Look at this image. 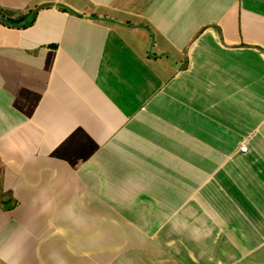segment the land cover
I'll use <instances>...</instances> for the list:
<instances>
[{
    "label": "crops",
    "instance_id": "obj_1",
    "mask_svg": "<svg viewBox=\"0 0 264 264\" xmlns=\"http://www.w3.org/2000/svg\"><path fill=\"white\" fill-rule=\"evenodd\" d=\"M0 264H264V0H0Z\"/></svg>",
    "mask_w": 264,
    "mask_h": 264
},
{
    "label": "built area",
    "instance_id": "obj_2",
    "mask_svg": "<svg viewBox=\"0 0 264 264\" xmlns=\"http://www.w3.org/2000/svg\"><path fill=\"white\" fill-rule=\"evenodd\" d=\"M239 149H240L241 152L248 151V144H247L246 140L241 142Z\"/></svg>",
    "mask_w": 264,
    "mask_h": 264
},
{
    "label": "trees",
    "instance_id": "obj_3",
    "mask_svg": "<svg viewBox=\"0 0 264 264\" xmlns=\"http://www.w3.org/2000/svg\"><path fill=\"white\" fill-rule=\"evenodd\" d=\"M34 21V18L33 17H31L30 19H29V21L28 22H26L27 24H24V25H28V24H30V23H32ZM15 22V21H14Z\"/></svg>",
    "mask_w": 264,
    "mask_h": 264
}]
</instances>
